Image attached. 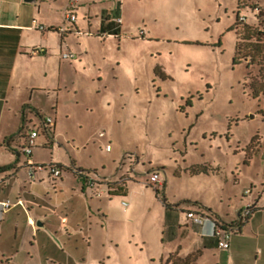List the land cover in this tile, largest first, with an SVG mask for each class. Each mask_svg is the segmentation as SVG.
<instances>
[{"label":"rangeland","instance_id":"1","mask_svg":"<svg viewBox=\"0 0 264 264\" xmlns=\"http://www.w3.org/2000/svg\"><path fill=\"white\" fill-rule=\"evenodd\" d=\"M82 4L90 12L78 11L82 29L73 42L78 50L82 45L83 62L74 65L78 73L68 67L55 134L47 136L49 147L40 144L46 133L38 138L32 159L45 165H71L75 159L109 175L91 171L106 178L104 183L128 184L129 193L110 198L105 191L91 198L73 190L71 172L63 174L68 187L62 190L55 191L49 180L34 183L32 191H21L14 181L3 188L6 193L0 186V196L13 203L20 193L34 200L32 217L49 215L61 223L68 215L75 229L69 248L47 227L38 228L36 240L28 210L12 207L3 214L0 252L13 256L8 264H28L30 257L44 263L51 256L64 259L62 250L78 254L88 246L82 219L90 212L101 230L94 225L93 257L104 253L105 242L110 253L101 263H173L178 244L164 241L165 199L179 214L201 210L197 205L205 202L231 219L246 208L248 189L257 193L264 187V97L254 98L251 90L253 81H264V59L234 64L237 17L242 31L249 26L255 38L263 34L264 0ZM44 10L53 20L64 19L60 1H49ZM195 165L216 171L190 176ZM154 171L163 179L158 186L149 182ZM19 178L22 184L27 180L24 170ZM182 217L187 220L186 213ZM196 236L191 230L185 237L184 255ZM208 261L203 257L201 263Z\"/></svg>","mask_w":264,"mask_h":264},{"label":"crops","instance_id":"2","mask_svg":"<svg viewBox=\"0 0 264 264\" xmlns=\"http://www.w3.org/2000/svg\"><path fill=\"white\" fill-rule=\"evenodd\" d=\"M49 1L51 0H0V167L13 165L11 169L0 172V186L2 192L6 193L3 188H7L11 181H14L17 182V187L21 191L22 188H28L29 191H32L34 183H45V180H49L55 191L58 187L62 190L68 187L67 180L64 179L63 174L71 172L76 183L73 190L88 194L92 198L94 196L93 192L87 188L85 180L79 176V173L84 172L81 169L99 171L97 168L81 165L74 159L71 165L57 163V165L69 168L67 171H63L59 178H55L50 171L49 173L43 171L37 173L35 180H31L28 176V168L30 165L40 164V160L32 159L33 157L36 158L34 151L31 156L26 158L15 152L17 146L23 142L20 129L27 128L28 131L29 128L39 125L41 119L46 116L53 118L54 125L52 128L54 130L52 135L46 133L44 135L45 140L40 144L43 147H49L47 146V136L49 134L52 138L56 131V115L60 109L59 93L63 90L68 67L70 66L71 70L78 73L74 65L82 63L85 54L82 50V45L79 43L80 49L78 50V45L73 42V39L74 35L78 36V32H81L80 30L82 29V25L79 23L78 11L89 10L90 12V9L82 4V0L75 6L71 5V0H54L61 2L64 19L53 20L50 15L44 13V11L48 12L44 10V7ZM103 10L111 18L116 16V13H111L110 9ZM70 12L76 15L74 22L68 20ZM114 27H118V24L114 25ZM65 53H73L75 57L64 59L62 55ZM23 170L28 178L22 184L19 175ZM99 173L103 177L110 178L103 171H99ZM124 187L123 197L129 193L128 184ZM250 190L251 193L249 194L251 196L246 207L254 206L255 210L241 229L239 220L243 208L239 210L237 217L228 219V214H222L204 202L206 207L211 208L215 212L218 222L224 225L221 240L225 238L226 232L230 234L229 247L227 248L221 247L219 244L214 247H206L204 245L205 241L209 244L212 243L213 224L209 219H215L209 218L207 214L199 209H188L180 214L178 213L177 233L172 241H177L178 250L173 254L179 262L190 259L189 264H202V258L209 257V261L205 264H264V187L262 191L258 190L257 193H253L252 189ZM107 196L113 197V195ZM95 197L98 196L95 195ZM22 198V193H20L13 207L21 206L26 211L28 210L29 215L34 213L36 202L31 198ZM186 199L190 198L180 200ZM4 200H8V198L0 196V202ZM90 208H92V204ZM7 211L3 209L0 203V227L4 219L3 214ZM98 211L101 212V209ZM188 212H195L196 215L205 217L204 222L202 224L195 223L193 219L189 218ZM183 213H186V221L182 217ZM33 216H28V221L33 228L32 235L36 240L40 233L38 228L47 227L49 232L54 233L58 238H63L68 248L72 246L70 239H72L75 229H73V222L68 215L62 217L61 223L54 222L55 220L49 215ZM48 220L50 223H48ZM39 222H41V226L38 225ZM82 225L88 230L84 235L88 243L87 248L84 249L85 252L74 254L70 252L71 249H69V252L62 250L64 259H52L53 257L51 256L44 263L42 260L37 261L30 257L29 260L31 261L28 264H105L101 263V260H104L106 255L110 254L108 244L105 241L102 244L104 253L96 258L92 254L93 245L95 244L93 238L94 225L97 230H100L98 219H94L91 213L88 212L82 219ZM102 227L104 229L103 225ZM191 230L197 236L195 243L184 255L182 250L184 247L183 241ZM111 243H113L112 240ZM0 258V263L6 264L7 262H12L13 256H6L0 252ZM164 262L163 257L162 263Z\"/></svg>","mask_w":264,"mask_h":264},{"label":"trees","instance_id":"3","mask_svg":"<svg viewBox=\"0 0 264 264\" xmlns=\"http://www.w3.org/2000/svg\"><path fill=\"white\" fill-rule=\"evenodd\" d=\"M238 26H239V15L237 17V23H236V26L234 28L236 30V37H237L235 56H234V64L235 65L240 64L243 61V59H249V64H251V63L254 64L258 61H261L259 59L260 57L262 59H264V33L261 35H256V38H255V35L250 33L251 28L249 26H245L244 31L239 29ZM164 78H166L165 74H164ZM251 90H252V95L254 98H260L261 96L264 97V81H261V82L257 81V80L253 81L251 84ZM53 130H54V128H51V130H49L48 133L52 135ZM20 131H21V138H22L23 142H22V144L17 146V150H15V152L18 155L27 156L23 152V147L26 144L25 138H26L27 128H21ZM12 167H13V165L0 167V172L9 170ZM59 167H61L63 169V171H67L69 169V168L64 167L63 165H59ZM81 170H83L84 172H90L89 170H84V169H81ZM215 171L216 170L212 169L210 166L195 165L189 170L190 173H188V174L190 176L210 175V174H214ZM156 172L159 173V171H156ZM79 176L82 179H84L83 174H79ZM109 185L112 186V188H114V190L112 192H110L111 196L112 195L113 196L123 195V193L125 191V187L123 185H125V183H123V185L114 184V185H116V186H114L110 182ZM163 202H164V205L166 208L164 241H172L175 238L176 233H177L178 211H177L176 205L168 203L166 199ZM197 206L202 210L203 213L207 214V216L209 218H213V219H215V222L217 224L219 223L218 217L215 215V212L211 208L204 206L202 203H198ZM250 209H251V214H252L253 211L255 210V207L250 206ZM251 214L247 217H244V218L242 217V215H240V217H241L239 220L240 229L244 225L245 221H247L249 219ZM211 240H212V243L209 244L208 242L205 241L204 245L206 247H214V246H217L219 244V237L218 236L213 235ZM169 260H171L174 264H189L190 263V259H185L182 262H179V260L175 257V255L170 256Z\"/></svg>","mask_w":264,"mask_h":264},{"label":"built area","instance_id":"4","mask_svg":"<svg viewBox=\"0 0 264 264\" xmlns=\"http://www.w3.org/2000/svg\"><path fill=\"white\" fill-rule=\"evenodd\" d=\"M79 2L80 0H71V5L75 6ZM68 20L71 22H74L76 20V15L73 12H70L68 15ZM35 23L37 22L35 21ZM62 56L64 59H69V58H74L75 54L65 53ZM53 125H54L53 118L51 116H46V117H43V119H41L39 125L28 129V131L26 132V138H25L26 144L23 147V152L25 155L31 156V154L33 153V148L37 146V139L42 134L48 133L49 130H51V128L53 127ZM107 149L110 150V145L107 146ZM47 170H49L55 178H59L63 174V169L59 167V165L50 163L48 165H45V164L30 165L28 168V176L31 180H35L37 173L47 171ZM79 174H83V178L85 179L87 188L90 189L93 192V194L96 196H102L105 193V191L107 192V194H109L110 192L114 190V188H112V186L109 185L110 184L109 182L108 183L103 182V180H107L108 178L100 179L97 173H94L91 171L90 172H80ZM149 182L152 185L158 186L159 184L163 183V179L160 173L155 171V172H152ZM103 184L107 185L106 189L101 188ZM247 193H251V190L248 189ZM0 203L2 204L4 210H9L13 206H15V203H13L9 199L1 201ZM18 203H21V202H18ZM123 205L127 206L128 203L126 201H123ZM250 214H251L250 206H247L241 213L243 218L249 216ZM188 216L189 218L193 219V221L197 224H202L205 220V217L201 215L198 216L195 214V212H189ZM209 220H211L213 224V235H216L219 237V245L224 248L229 247L228 240H229L230 234L228 232L225 233V238L221 240L224 225L221 223L217 224L215 220H212V219H209Z\"/></svg>","mask_w":264,"mask_h":264},{"label":"water","instance_id":"5","mask_svg":"<svg viewBox=\"0 0 264 264\" xmlns=\"http://www.w3.org/2000/svg\"><path fill=\"white\" fill-rule=\"evenodd\" d=\"M26 1H29V0H26ZM38 225L41 226V222H39Z\"/></svg>","mask_w":264,"mask_h":264}]
</instances>
